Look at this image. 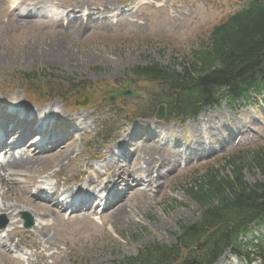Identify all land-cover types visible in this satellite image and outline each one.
Listing matches in <instances>:
<instances>
[{
	"label": "rangeland",
	"instance_id": "1",
	"mask_svg": "<svg viewBox=\"0 0 264 264\" xmlns=\"http://www.w3.org/2000/svg\"><path fill=\"white\" fill-rule=\"evenodd\" d=\"M21 1L24 4L14 8L7 0H0V113H15L18 108H27L31 113L53 108L50 122L56 124L60 137L70 138L72 144L67 148L71 157L68 161L63 157L48 158L49 168L44 176L58 173L57 162L64 161V176L58 174L50 179L51 187H85L87 179L94 180L97 174L105 172L103 160L94 159L117 146L132 130L127 150L121 153L132 171L140 169L143 154L156 144L160 152H165L162 148L167 145V155L179 151L183 159L173 170L164 172V178H157L153 171L152 187H148L145 171H141L138 177L142 191L129 194L128 206L123 209L125 218L112 217L109 211H104L84 219L80 214H67V209H63L60 220L43 222L53 225L48 231L52 245L39 247L36 243L40 241L34 235L33 240L25 239L10 255L4 246L12 224L17 223L19 231H23L32 230L42 222L35 208L11 203L16 206L14 217L0 213V264H121L154 244L175 245L180 225L196 223L201 217L198 205L188 196L190 184L203 180L211 169L229 174L232 170V166L226 165L229 156L264 146V95L233 109L224 103L205 109L197 118L181 124L160 121L155 117V110L164 102L161 85L137 78L134 70L159 63L180 71L185 58L208 43L213 28L245 7L248 0ZM79 3L93 5L102 11L110 10L104 15L109 17V23L83 28L80 32L79 26L68 27L64 20L63 25L60 23L62 29H58L52 20L70 12ZM38 5L43 6L42 11L30 15L29 8L38 9ZM84 14L85 11H77L71 18ZM93 20L97 23L96 17ZM55 41L68 47L73 53V62H53L41 57L47 49L54 48ZM40 71H46L51 77L40 79L34 83V88L41 91L61 88L73 98L80 93L79 103L72 109L71 116L83 114L86 120L80 118L75 121L76 127L73 126L72 118L66 111L62 113L60 100L39 107L27 101L23 89L28 87L22 74ZM70 79L86 81V89L69 90L63 83ZM58 80L63 83L56 85ZM126 84H129L127 88ZM125 90L135 95L114 96L115 101H107L108 91ZM84 95L88 96L85 103L82 102ZM211 114L217 117L208 125L214 133L204 126L194 130L204 116ZM147 138L154 140L153 143H148ZM197 141L202 142L203 148L196 147ZM189 154L193 155L192 159L185 160ZM244 174L250 185L264 181L256 170L247 169ZM76 176L84 180L78 181ZM29 177L30 174L25 173L19 178L21 187L9 194L21 195L20 188L29 186ZM127 187L130 191L135 188L124 183L120 196L127 193ZM8 190L0 189V195ZM31 194L35 195L34 189ZM45 197L46 194L37 195L42 203ZM23 208L26 209L23 213L32 219L28 228L21 217ZM252 232L253 236H264V229L254 228ZM19 240H24V236L16 238L14 245ZM249 240L250 237L243 238L242 242ZM180 256L182 259L173 264L182 263L184 254ZM222 264L247 263L231 259L227 254Z\"/></svg>",
	"mask_w": 264,
	"mask_h": 264
},
{
	"label": "trees",
	"instance_id": "2",
	"mask_svg": "<svg viewBox=\"0 0 264 264\" xmlns=\"http://www.w3.org/2000/svg\"><path fill=\"white\" fill-rule=\"evenodd\" d=\"M45 72L22 76L31 87L40 79L51 77ZM134 72L139 79L161 85L166 117L179 121L224 101L232 106L249 103L251 95H264V0H248L244 8L215 26L208 43L185 58L180 71L151 63ZM65 82L58 80L56 85L63 83L72 90L87 87L86 81ZM61 90L53 87L39 92L27 88L35 103L68 95ZM79 97L80 93L75 99ZM227 159L226 165L232 166L229 174L211 169L205 180L190 184L188 196L198 205L201 217L196 223L180 225L175 245L154 244L121 264H173L180 260L181 253L188 255L187 258L197 257L201 264H215L228 249L249 260L250 247L256 249V255L264 263V240H255L257 246L239 240L253 226L264 227V181L250 185L244 174L247 169L256 170L264 180V146Z\"/></svg>",
	"mask_w": 264,
	"mask_h": 264
},
{
	"label": "bare ground",
	"instance_id": "3",
	"mask_svg": "<svg viewBox=\"0 0 264 264\" xmlns=\"http://www.w3.org/2000/svg\"><path fill=\"white\" fill-rule=\"evenodd\" d=\"M13 4V7L16 8L17 6H20L23 4V1L21 0H7ZM100 3V1H99ZM83 12L85 11L87 14L86 16V22L83 23L82 18H76V19H70V15L75 14L76 12ZM108 11H102L99 8H94L93 5H85L81 6L80 3L77 6H74L72 10L69 12V15L67 18H58L53 23H56V27L58 29H62L64 19L67 21L68 27L73 26H79L80 32H82L83 28L86 29L87 27H98V24L94 22V17L99 18L101 16H104L109 12ZM107 24V21L104 23ZM54 48L47 49L48 51L41 55V57L49 59L53 62H73L74 56L73 53L68 51L66 46L62 45L59 42H53ZM52 107L46 108L44 112L36 113L35 118L37 117H43V120L46 121L47 118L51 115ZM17 114H25L26 116L29 114V110L27 108H18ZM66 111V114H68L69 118H72V125L76 127L75 121L82 118L86 120V116L83 114H79L76 116H71V112L69 110H65L62 107V113ZM210 117V118H209ZM209 117L204 116L203 120L198 122L194 127V130H198L199 127L204 126L207 129L211 130L212 133H214V130L208 126L211 122H214L217 118L214 114H211ZM7 120H4L0 118V129H3L5 131L8 130L7 127ZM14 129L12 131H7V137L8 141L11 142V145L13 146L12 149L7 153L8 158L4 163H0V189L9 188L8 192L4 193L3 195H0V213H8L10 217H14V213L16 211V206L11 203H17L22 204L24 206H30L35 208V213L39 217H41L42 222L35 226L32 230H23L19 231V228L17 227V223H13V229L8 234V241L6 242V245L4 246V250L11 255V253L14 250L19 249L20 244L25 242L26 240H33L34 235L38 237L39 243H36L39 247H41L43 244H49L50 243V237L48 235V231L52 229V224L45 222L48 219H58L60 220L62 218V209L67 208L69 209L72 205L70 202H65L68 198L71 199L73 196L76 195H82L83 193L86 194V196L89 198L90 201V207H93V205H96L97 207L102 203V197H98L95 195L97 191H108L110 188L114 190V198L115 202L113 204H110L108 207L109 213L112 215V217L116 218H125V215L123 213V209L128 206L127 204V198L129 194H135L139 191H142L140 189L141 187V181H139V174L146 175V178L148 181H146V184H148V187H152L154 184L152 173L153 171L157 173V178H164V172H168L169 170H173L175 168V165L179 164L183 157L182 154L179 151H176L175 153H170L169 155L166 154L167 145H164L162 150L165 148L162 152L159 151V149L156 147V144L154 147H152V150L146 151L143 154L142 164L140 169L138 168L136 171H132V169L128 168L126 166L125 159L119 158L117 159L116 155L112 150H109L103 154L100 155V159L103 160L105 163V166L103 167L105 172L103 174H97L95 179H87L86 180V186L80 187V188H74L72 186H69L67 189H62L58 185H55L51 188V185H49L50 179L53 177L58 176H64L63 173V166L64 161H58L57 167L60 169L58 173H53L50 176H44L45 171L49 168L47 165L48 158H61L63 157L65 160H69L71 157L67 151V148L72 144V140L70 138H64L59 139L56 135L49 134L48 140L54 144V149L50 153L44 152L43 150H40L38 146H34L33 143L29 142L30 134L26 135L28 133V129ZM36 134V137H40L43 131L34 130L32 134ZM45 135H47L48 131H44ZM133 133V130L131 133H129L126 137L123 138L121 142H119V146L123 147V144H127V141L130 142V136ZM17 136H24L22 138L23 141L15 146L13 143L15 137ZM31 143V145L26 146L28 143ZM5 143V139L3 141V144ZM2 144V145H3ZM202 147L203 144L200 141L196 142V147ZM198 147V148H199ZM17 154H20L19 156L15 155V151L19 150ZM161 150V148H160ZM27 154H30L31 156H27ZM185 160H191L192 157L185 156ZM50 160V159H49ZM43 167V168H42ZM41 168V169H40ZM147 172V173H146ZM25 173H29V186H24V188H20L21 195L17 197H13V195H10L9 193H12L13 189H17L18 187H21V184L19 183V178L24 177ZM78 181H83L84 177L76 176ZM127 183V185L135 187L133 190L130 191L129 187H127V193L123 197L119 196L121 186ZM32 189H35L36 193L38 192H50L53 191L51 198L47 199L45 202H39V199L37 198V195H32ZM144 195H148L147 192H144ZM66 196H69L65 199ZM87 197H84L83 199L86 200ZM60 198V202L58 204H55L56 199ZM12 199H15L16 202H10ZM33 199H38V201L34 202ZM26 208V207H25ZM22 213L25 212L26 209H22ZM82 217L90 218L95 213V210H78V212ZM78 217V216H76ZM20 235L24 236V240H19L18 243L14 245V241L16 238H18ZM218 264H222V260Z\"/></svg>",
	"mask_w": 264,
	"mask_h": 264
},
{
	"label": "water",
	"instance_id": "4",
	"mask_svg": "<svg viewBox=\"0 0 264 264\" xmlns=\"http://www.w3.org/2000/svg\"><path fill=\"white\" fill-rule=\"evenodd\" d=\"M113 94H114V95H118V94H120V93L116 92V93H113ZM162 112H163V111L160 109L159 114H158V118H161ZM194 264H198V263H194Z\"/></svg>",
	"mask_w": 264,
	"mask_h": 264
}]
</instances>
